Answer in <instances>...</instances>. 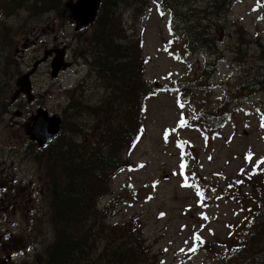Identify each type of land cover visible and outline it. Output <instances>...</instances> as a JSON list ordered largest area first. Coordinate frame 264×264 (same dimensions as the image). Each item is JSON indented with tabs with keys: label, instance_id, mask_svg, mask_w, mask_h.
Returning <instances> with one entry per match:
<instances>
[{
	"label": "rangeland",
	"instance_id": "obj_1",
	"mask_svg": "<svg viewBox=\"0 0 264 264\" xmlns=\"http://www.w3.org/2000/svg\"><path fill=\"white\" fill-rule=\"evenodd\" d=\"M65 1L0 0V216L9 214L7 195L15 200L25 196L28 188L35 190L26 197L28 204H34L33 209L44 214L41 234L33 244L27 242L14 262L37 264L33 261L36 252L44 248L47 252L48 245L56 239L59 228L56 232L50 216L55 206L49 204L46 188L50 183L64 185L69 178L62 174L65 167L54 165L50 153L55 141L60 140L66 151L67 141L72 140L85 143L88 154L99 147L108 157L113 154L128 164L114 175L110 169L103 172L106 182L94 206L99 210L109 208L106 223L128 224L124 232L116 231L114 236L119 233L121 237L133 225V217L138 219L132 238L142 240L148 248V259L138 264H216V247L224 253L237 248L235 245L241 244L258 218L250 203L255 206L252 196L259 199L261 191L264 196V172L256 175L252 171L264 166V112L258 107L264 102V90L253 91L257 93L251 96L255 103H243L227 113L216 132L206 129L203 119L196 116V121V109L188 107L193 106V96L203 118L201 113L214 112L221 99L240 88L257 66L264 67V7L258 6V0L233 2L225 15L224 32L215 31L219 37L217 47L223 54L215 62L213 54L206 51L184 56L183 22L175 18L169 22L171 10L167 9L165 15L152 1L121 3L115 11L123 26L117 27L114 36L125 46H138L142 55H147L146 62L151 57L146 65L143 60L144 69L139 71L136 85L150 84L153 90L151 94L137 93V103L141 100L144 106L130 103L123 121L127 127L111 138L103 124L106 113L102 101L107 89L93 69L94 55L90 50L93 35L103 29L96 25L102 20L79 31L68 27L58 11ZM178 1L181 11L189 5L201 11L216 0ZM120 30L124 37L119 36ZM55 47L64 48L70 65L52 78L50 61L42 59L46 50ZM237 48L246 61L244 65L236 58ZM129 52L138 57L136 52ZM212 59L214 70L208 67ZM204 69L212 73L206 74ZM31 70L30 98L17 81ZM147 94L150 96L145 97ZM38 110L63 118L60 138L47 147L31 141L26 132L35 128L36 122L31 119ZM139 128L142 132L133 140L137 146L124 160L129 140ZM185 148L189 154L183 156ZM182 164L186 166L182 168ZM195 165L202 175L200 183L190 178ZM250 169L252 181L245 176ZM261 202L258 207L262 211ZM61 211L59 206L58 213ZM247 221L251 223L240 235ZM73 234L77 239L81 237L80 231ZM197 234L203 243L196 239ZM82 245L90 256H82L81 264H100L99 256H108L104 252L106 242ZM192 248L196 251H190Z\"/></svg>",
	"mask_w": 264,
	"mask_h": 264
},
{
	"label": "trees",
	"instance_id": "obj_2",
	"mask_svg": "<svg viewBox=\"0 0 264 264\" xmlns=\"http://www.w3.org/2000/svg\"><path fill=\"white\" fill-rule=\"evenodd\" d=\"M125 1L128 0L102 1L98 17L102 20V23L96 25L97 27L102 26L103 29L96 31L90 41V50L94 53L95 72L107 89L105 100L102 101L106 113L103 124L110 131L111 138L117 137L120 134V129L127 127L126 122L123 121L129 114L130 103H137L139 97L137 93H146L153 90L150 84L148 86L146 84L136 85L139 82V71L144 69L143 60L146 65L151 61V57L148 56L150 58L146 62L138 46L135 49L129 45L125 46L118 42V39L114 36V32L119 29L117 27L123 26L119 17L116 18L115 9ZM149 1L152 0H139L138 3ZM165 1L172 2L169 3L172 8L170 9L172 12L171 20L175 18L176 21L183 22L181 49L184 56L188 54L193 57L201 51H206L210 55L213 54L216 58L215 62L218 61L219 57H223L222 52L217 47L219 37L215 34V31L222 33L223 30L224 32L226 12L236 0H216L207 10L204 8L201 11H198L192 5L181 11L178 0ZM58 11L60 14V8H58ZM196 13L199 14L200 18H197ZM205 19L208 24L202 23ZM120 35L124 36L123 30H120ZM141 47L143 46L141 45ZM129 49L136 52L138 57L134 58ZM236 51L238 62L244 65L246 61H243L241 51L238 48ZM210 66L214 70L213 59L208 67ZM212 70L204 69V73L209 74V71L212 73ZM263 74L264 67L257 66L255 72L250 74V78L240 88L237 87L233 94L221 99L214 112L202 113L204 122L209 126L216 127L221 122L220 117H223L224 112L233 111L245 102L254 101L251 98L252 94H255L253 91L264 90ZM101 87L104 93V87ZM191 89L193 88L190 85L188 93L190 96L193 91ZM71 97H74V91ZM190 98L193 99V96ZM140 103L141 100L137 104ZM261 105H264V102ZM143 106L144 104L141 103L140 107ZM131 142L129 140L124 160H128V157L132 154V150H130ZM113 143L114 140L111 143V151H114ZM85 145V143L78 144L76 141L69 140L67 141V150L64 151L60 145V140H58L55 141L53 150L50 153L55 166L65 167L62 174L67 176L69 181L64 185L50 183L48 186L49 191L52 192V203L55 206L52 210V221L56 230L59 228L56 239L47 247L49 252L48 263L81 264L82 256H90L89 252L85 251L82 243L103 241L104 244L106 242L107 247L104 252L108 256L103 259L104 254L102 253L98 258L100 264H138L140 261L148 259L147 246L142 240L132 238V229L136 225L138 226V219L133 217V225L129 227L125 234L122 233L119 237L118 234L124 232L128 224L112 225L106 223L104 217L107 215L109 208L99 210L94 206V202L99 196L98 192H101L106 182L103 172L110 169L114 175L128 164L116 159L113 154L108 157L103 148L95 147L88 154L85 151ZM252 201L255 206L253 207L249 201L250 208L255 209V217L258 216L257 220L249 227L241 244L235 245L237 248L232 247L227 253H224L219 251V247H216V264H222L225 260L226 264H264L263 192L261 191L259 199H257V196H252ZM259 201H262V213L260 212L261 207H258ZM59 206L62 207L60 213H58ZM250 221L245 223L240 235L250 225ZM74 231L81 232L79 239L73 234ZM116 231H119V233L114 236Z\"/></svg>",
	"mask_w": 264,
	"mask_h": 264
},
{
	"label": "flooded vegetation",
	"instance_id": "obj_3",
	"mask_svg": "<svg viewBox=\"0 0 264 264\" xmlns=\"http://www.w3.org/2000/svg\"><path fill=\"white\" fill-rule=\"evenodd\" d=\"M54 49L57 48L55 47ZM56 55L61 56L57 51ZM33 74L30 75V78ZM49 145L50 143L47 146ZM41 155L44 154L41 153ZM28 189L25 192V196L22 194L15 200H11V196L7 195L8 203L6 205L9 214L0 216V264H16L14 261L23 253V247L28 245V243L33 244L42 232V217L44 214L42 210L37 212L33 209L34 204H28L27 198L35 193V190ZM5 200L6 198L1 199V201ZM11 207L15 211L11 212ZM19 217L22 223L19 222ZM17 226H19V230H17ZM38 255L39 253L36 252L34 258L40 259Z\"/></svg>",
	"mask_w": 264,
	"mask_h": 264
},
{
	"label": "water",
	"instance_id": "obj_4",
	"mask_svg": "<svg viewBox=\"0 0 264 264\" xmlns=\"http://www.w3.org/2000/svg\"><path fill=\"white\" fill-rule=\"evenodd\" d=\"M101 0H68L64 4L63 9V17L65 20L69 21L71 24H75V28L77 30L82 27L88 26L94 23L96 16L98 14V8ZM64 51V50H63ZM50 50L45 52L46 59L49 55ZM65 53H62L61 56H55L52 62V75L56 76L58 71L61 68H65L70 65V63L66 62ZM31 72H28L21 76L18 79V84L23 86L25 92L30 91V81L28 79ZM56 119H48L44 115H39L36 119V126L33 129H27L26 132L32 134L33 139H38L41 142L42 139L38 138V136L48 134H54L59 129L58 122L54 123ZM51 131V132H50Z\"/></svg>",
	"mask_w": 264,
	"mask_h": 264
},
{
	"label": "snow or ice",
	"instance_id": "obj_5",
	"mask_svg": "<svg viewBox=\"0 0 264 264\" xmlns=\"http://www.w3.org/2000/svg\"><path fill=\"white\" fill-rule=\"evenodd\" d=\"M180 106L183 107L184 105L181 104ZM183 123H184V122H182V124H183ZM261 127H264V116H262V124H261ZM262 163H264V161H262ZM185 166H186V165H184V164L181 165L182 168L185 167ZM186 186H187V185H186ZM198 195H201V196H202L203 193L200 192V193H198ZM204 218L207 219L206 216H205ZM196 239L199 240L201 243H203V239H202V237L199 236V234L196 235ZM190 251H193V252H194V251H196V248H192V249H190Z\"/></svg>",
	"mask_w": 264,
	"mask_h": 264
},
{
	"label": "bare ground",
	"instance_id": "obj_6",
	"mask_svg": "<svg viewBox=\"0 0 264 264\" xmlns=\"http://www.w3.org/2000/svg\"><path fill=\"white\" fill-rule=\"evenodd\" d=\"M132 1H133V2H137V3L139 2V0H132ZM52 215H53V214H50L51 219H52Z\"/></svg>",
	"mask_w": 264,
	"mask_h": 264
}]
</instances>
